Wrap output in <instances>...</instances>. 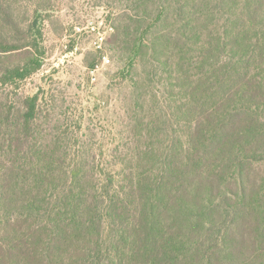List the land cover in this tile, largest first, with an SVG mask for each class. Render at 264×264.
<instances>
[{
	"label": "trees",
	"instance_id": "16d2710c",
	"mask_svg": "<svg viewBox=\"0 0 264 264\" xmlns=\"http://www.w3.org/2000/svg\"><path fill=\"white\" fill-rule=\"evenodd\" d=\"M25 1L0 0L1 85L41 64L52 7ZM105 6L136 91L129 144L105 171L36 94L0 109V264H264V0Z\"/></svg>",
	"mask_w": 264,
	"mask_h": 264
},
{
	"label": "rangeland",
	"instance_id": "374dc122",
	"mask_svg": "<svg viewBox=\"0 0 264 264\" xmlns=\"http://www.w3.org/2000/svg\"><path fill=\"white\" fill-rule=\"evenodd\" d=\"M107 3L108 0L22 2L20 13L35 7H52L39 14L43 55L37 71L18 82V87L0 84V109L21 107L24 97L36 94L41 115L49 117L50 128L65 132L72 152L85 149L79 159L110 171L111 163L117 161L114 160L119 154L117 150L129 144L126 137L132 127L136 91L121 77V64L106 47L104 53L109 63L93 71L95 65L101 64V58L90 44L94 35L85 27L107 29ZM75 25L85 30L77 33ZM253 175L263 177L264 164L256 165Z\"/></svg>",
	"mask_w": 264,
	"mask_h": 264
},
{
	"label": "built area",
	"instance_id": "2783aa9c",
	"mask_svg": "<svg viewBox=\"0 0 264 264\" xmlns=\"http://www.w3.org/2000/svg\"><path fill=\"white\" fill-rule=\"evenodd\" d=\"M87 32H89L90 34H93V38L91 39V45H92V49L96 52L99 53L100 58H101V64L100 65H95L93 71H96L97 69H99V66H104L105 64L109 63V59L108 57L105 55V42H106V37L107 35H109L110 33L113 32L111 27H107L106 30H102L100 28L94 27V26H87L85 27ZM74 30L77 33H81L82 31H84V27H75ZM92 80H95V77L92 78Z\"/></svg>",
	"mask_w": 264,
	"mask_h": 264
}]
</instances>
